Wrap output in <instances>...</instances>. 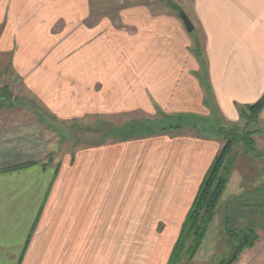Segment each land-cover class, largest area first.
<instances>
[{
  "label": "crops",
  "instance_id": "obj_1",
  "mask_svg": "<svg viewBox=\"0 0 264 264\" xmlns=\"http://www.w3.org/2000/svg\"><path fill=\"white\" fill-rule=\"evenodd\" d=\"M185 1L191 32L153 4L97 18L90 0H0V54L59 123L210 111L237 122L239 108L264 93V0ZM195 31L202 36L198 54ZM6 147L0 146V264H166L221 145L181 129L48 159ZM221 199L222 216L209 225L201 259L229 248L236 239L223 228L228 221L242 228L254 208L240 196ZM257 233L239 264H264Z\"/></svg>",
  "mask_w": 264,
  "mask_h": 264
},
{
  "label": "rangeland",
  "instance_id": "obj_2",
  "mask_svg": "<svg viewBox=\"0 0 264 264\" xmlns=\"http://www.w3.org/2000/svg\"><path fill=\"white\" fill-rule=\"evenodd\" d=\"M133 4H153L157 10L171 11L179 18L181 13L191 10L190 3L185 0H90V10L93 16L99 18L100 13L114 12L122 6ZM193 34H195L193 35V53L198 54L201 51L202 36L199 31ZM168 117L161 114L154 117L127 114L113 116L110 119L84 117L59 123L27 93L23 84L14 77L7 56L0 54V146H7L9 153L15 150L19 157H27L30 150L36 153L34 156L40 155L48 159V157L53 158L54 155L56 158L89 145L156 134L168 135L181 129L183 133L219 138L222 147L226 140L224 133L232 132L240 136L243 131H253V146L249 147L244 143L233 144L229 158L234 154L235 162L228 171V180L223 194L224 197L226 194H231L236 198L240 196L245 201L252 200L255 209H251L247 214L250 217L249 220H242L240 223L244 224L243 227L251 226L254 230L256 229V234L259 232L261 240H264V201L262 200L264 198V106L256 117L248 122L241 119L234 123L225 122L212 111L198 117ZM7 157L10 158V156ZM222 199L220 198L215 213L218 217L222 216L221 201L223 204L226 202L227 205L231 202L230 198H226L225 202ZM242 217H246V213L242 212ZM257 224L261 226L260 229L255 228ZM234 225L230 224V226ZM228 228L225 226L223 231L227 233ZM211 236L212 231L208 227L195 256L191 260L184 259L178 264H227L226 261L231 260L237 246L236 240L224 251L219 250L217 245L218 251L210 260L205 259L206 257L201 259L200 252L206 253L209 245L206 243L207 246H202L203 242L205 239L208 242ZM255 247L247 252H254ZM243 252L245 251L242 249L231 264H239Z\"/></svg>",
  "mask_w": 264,
  "mask_h": 264
},
{
  "label": "trees",
  "instance_id": "obj_3",
  "mask_svg": "<svg viewBox=\"0 0 264 264\" xmlns=\"http://www.w3.org/2000/svg\"><path fill=\"white\" fill-rule=\"evenodd\" d=\"M263 106L264 93L254 103L239 108V120L241 119L245 122L250 121L256 117ZM252 134L253 131L250 130L243 131L240 136L232 132L224 133L225 143L214 156L203 176L191 206L180 226L167 264H178L184 259L191 260L197 253L207 228L217 211V205L228 180V171L233 167L235 162L234 154L229 158L233 144L244 143L249 145V147L253 146L254 139ZM230 223L228 221L226 225L229 227L227 233L236 239L237 246L235 249L238 245L240 247L235 257L232 260L229 259L226 261L227 264H231L242 249L253 246L258 238L256 230L251 226L238 229L234 227L235 225L230 226Z\"/></svg>",
  "mask_w": 264,
  "mask_h": 264
},
{
  "label": "water",
  "instance_id": "obj_4",
  "mask_svg": "<svg viewBox=\"0 0 264 264\" xmlns=\"http://www.w3.org/2000/svg\"><path fill=\"white\" fill-rule=\"evenodd\" d=\"M180 18L186 28V30L188 32H191L193 30V25L191 24V21L189 20V18L187 17V15L185 13H181L180 14ZM240 245H238V247L235 249V251L232 254L231 260L235 257L238 249H239Z\"/></svg>",
  "mask_w": 264,
  "mask_h": 264
}]
</instances>
